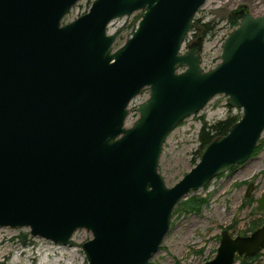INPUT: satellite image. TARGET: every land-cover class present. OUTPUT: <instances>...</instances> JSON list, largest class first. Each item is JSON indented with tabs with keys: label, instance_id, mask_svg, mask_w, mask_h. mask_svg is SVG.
I'll return each mask as SVG.
<instances>
[{
	"label": "water",
	"instance_id": "1",
	"mask_svg": "<svg viewBox=\"0 0 264 264\" xmlns=\"http://www.w3.org/2000/svg\"><path fill=\"white\" fill-rule=\"evenodd\" d=\"M0 0V228L69 245L88 264H147L189 193L251 159L264 133V15L238 11L219 63L202 67V40L182 46L207 0ZM141 10L125 43L115 19ZM144 89L139 116L129 105ZM240 109L228 133L169 187L159 172L168 135L217 95ZM255 191L249 183L246 198ZM256 209L264 211V194ZM264 249V224L248 235L224 228L213 258L236 264Z\"/></svg>",
	"mask_w": 264,
	"mask_h": 264
},
{
	"label": "rangeland",
	"instance_id": "2",
	"mask_svg": "<svg viewBox=\"0 0 264 264\" xmlns=\"http://www.w3.org/2000/svg\"><path fill=\"white\" fill-rule=\"evenodd\" d=\"M94 0H80L65 17L64 23L76 19L89 11ZM245 9L258 16L264 15V0H207L198 10L194 21L200 23L217 22L214 31L202 40V67H215L220 61L223 43L227 35L235 29L228 17L231 13ZM142 11L129 17L115 19L109 32L121 31L114 47L125 43L132 28L140 20ZM238 26V25H237ZM236 26V27H237ZM191 30L182 46L186 52L189 45L198 41ZM150 91L144 89L129 105L130 113L126 125L130 126L139 116L140 103L148 99ZM230 114H240V109L228 105V97L217 95L196 115L190 116L167 137L160 157L159 172L169 187L180 181L199 161L201 142L199 134L203 121L214 123ZM255 183L253 202L246 203L249 183ZM264 194V133L258 149L251 159L237 165L228 172L214 178L207 186L189 193L183 201L204 198L206 201L199 211H186L180 203L173 212L171 228L160 250L147 264H204L213 258L219 245L220 232L227 228L233 235H248L253 222L264 224V211H256L257 200ZM257 229V228H256ZM255 229V230H256ZM25 234H28L26 237ZM27 238V239H26ZM92 238L91 233L78 230L69 245L55 243L45 238L32 237L24 228H0V263L4 264H88L82 243ZM28 242L24 244L22 240ZM236 264H243L240 260ZM246 264H264V249L256 259Z\"/></svg>",
	"mask_w": 264,
	"mask_h": 264
},
{
	"label": "trees",
	"instance_id": "3",
	"mask_svg": "<svg viewBox=\"0 0 264 264\" xmlns=\"http://www.w3.org/2000/svg\"><path fill=\"white\" fill-rule=\"evenodd\" d=\"M228 20L230 24L233 25V27H236L240 22V15L238 11H235L230 14L228 17ZM217 25V22H206V23H200L199 20H196L193 22V28L192 30H195V36L200 33V39L203 40L205 36L212 33ZM241 118L240 114H230L226 118L218 120L214 123H208L206 120L203 121V126L201 128L199 139L201 142L200 148L202 149L205 145L210 143L212 140H214L217 137H220L222 135H225L228 133L230 127L237 122ZM259 144L257 145L256 149H258ZM255 149V151H256ZM201 151V150H200ZM253 152V154L255 153ZM200 156V155H199ZM253 196H251L249 199L246 200V203H252L253 202ZM204 198H192L190 201H183L181 204L184 206L186 211H199L203 204L205 203ZM179 202V203H180ZM256 209V208H255ZM257 211V209H256ZM261 223V221L253 222L252 226L250 228V231H254L256 228H258V225ZM27 237L28 234H25ZM27 239V238H26ZM24 239L22 242L24 244H27V240ZM256 257L250 258V260H254ZM241 261L243 264H246L249 259L245 258H239L238 261ZM4 264V263H0Z\"/></svg>",
	"mask_w": 264,
	"mask_h": 264
}]
</instances>
